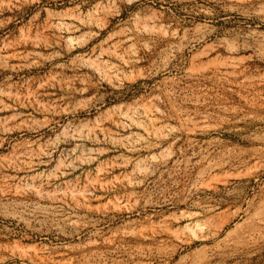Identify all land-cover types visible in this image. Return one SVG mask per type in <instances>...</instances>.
<instances>
[{
  "label": "rangeland",
  "instance_id": "374dc122",
  "mask_svg": "<svg viewBox=\"0 0 264 264\" xmlns=\"http://www.w3.org/2000/svg\"><path fill=\"white\" fill-rule=\"evenodd\" d=\"M0 170V256L264 264V0H0Z\"/></svg>",
  "mask_w": 264,
  "mask_h": 264
},
{
  "label": "bare ground",
  "instance_id": "6f19581e",
  "mask_svg": "<svg viewBox=\"0 0 264 264\" xmlns=\"http://www.w3.org/2000/svg\"><path fill=\"white\" fill-rule=\"evenodd\" d=\"M15 152V151H14ZM22 153V152H21ZM15 154V153H14ZM18 154V153H16ZM26 156V155H25ZM13 157V156H12ZM21 159H23L21 157ZM14 161V160H13ZM16 164V163H15ZM1 171V170H0ZM141 235V234H140ZM22 241V240H21ZM20 242V241H19ZM87 246V244H85ZM21 246V245H20ZM26 246V245H25ZM31 247V246H30ZM36 247V246H35ZM18 248V247H17ZM22 249V247H21ZM24 249V248H23ZM74 249V248H71ZM18 250V249H17ZM31 250V249H30ZM35 251V250H34ZM19 252H20V248H19ZM10 253V252H9ZM25 253V252H24ZM51 253V252H50ZM59 253V251H58ZM61 254V253H59ZM57 254L56 256H60V259H63L62 255ZM1 255V254H0ZM30 255V254H29ZM23 256V255H22ZM22 256H16V255H7V256H0V264H33L32 261L27 260L26 258L22 257ZM25 256V255H24ZM29 258V257H28ZM66 258V257H65ZM51 259V258H50ZM65 260V259H64ZM67 260V259H66ZM51 264V263H50Z\"/></svg>",
  "mask_w": 264,
  "mask_h": 264
}]
</instances>
